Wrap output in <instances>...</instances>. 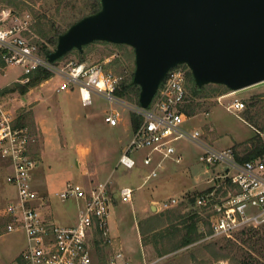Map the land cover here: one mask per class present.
Here are the masks:
<instances>
[{"label":"built area","instance_id":"obj_1","mask_svg":"<svg viewBox=\"0 0 264 264\" xmlns=\"http://www.w3.org/2000/svg\"><path fill=\"white\" fill-rule=\"evenodd\" d=\"M31 24L29 13L21 14L0 5V72L10 66H20L23 75L17 81L24 84L31 80L35 69L43 68L62 78L58 92L76 89L84 105L92 103V94L116 104L123 102L115 94L120 78L102 64L74 59L63 64L50 62L47 55L41 54L38 46L23 35ZM162 82L148 107L137 105L133 108L141 121L132 132L119 163L132 169L138 165L132 153L147 150L141 159L149 168L146 182L159 175L166 159L182 162L183 156L174 144L176 140L195 141L203 148L199 161L220 167L226 172L224 179L230 178L238 187L237 191H229L217 201H214L216 189L197 196L196 203L212 213L213 231L207 238L264 223V152L241 161L234 147L217 149L201 141L199 130L189 131L184 127L188 116L180 105L185 102L187 93L185 70L179 66L172 68ZM244 108V101L237 97L227 106L235 114ZM120 116L119 111L112 109L105 120L116 126ZM18 119L0 104V156L9 161L5 179L15 189V195L4 207L3 216L7 220V231L22 230L27 237V246L8 264H154V261L145 260L135 262L121 248H114L115 239L108 219L110 207L117 197L122 202H130L134 191L131 186H122L117 192L109 179L88 189L68 182L59 195L63 199L83 200L79 220L73 225H60L42 213L46 197L33 187V172L39 163L32 150L38 143L37 134H32L28 125L20 124ZM256 132L264 142V131L256 129ZM176 202L172 198L164 206L169 208Z\"/></svg>","mask_w":264,"mask_h":264},{"label":"rangeland","instance_id":"obj_2","mask_svg":"<svg viewBox=\"0 0 264 264\" xmlns=\"http://www.w3.org/2000/svg\"><path fill=\"white\" fill-rule=\"evenodd\" d=\"M27 2L38 14L52 19L61 29L68 28L79 17L89 12V0H28ZM0 5L13 8L5 3H0ZM13 9L21 14L30 13L33 17V13L28 6L23 9ZM86 51L84 62L87 64L98 63L105 65L109 61L119 58V64H112L106 70L118 76L120 80L128 77L130 71L133 69L131 60H125L122 56L123 49L93 43L88 46ZM70 59H78L75 51L69 52L58 59L56 63L63 64ZM22 75L23 68L20 66H10L5 71L0 72V90L15 82L20 83L17 79H20ZM61 81L62 78L60 76L53 74L49 79L32 87L25 94H21L19 91H8L2 94L0 91V104L13 117H19L22 114L25 117L23 121L28 125L31 133L37 134V144L39 147L42 145L43 167L46 174L47 188L49 189L47 196H50L49 205L58 224L69 225L68 222H73L75 218L79 220L78 203L81 200L75 197L67 199L60 197L59 193L67 188V181L73 183L75 186L85 188L86 184L83 181L85 175L83 172L87 171L91 175H89V178H94L96 175L93 174V166L96 168L97 163L106 161L108 165L110 164L111 169L117 170L115 175L118 181L123 183V179L131 176L130 181L126 183L134 186L135 183L132 181L137 176L135 173L139 172V169H136L138 166L132 169L127 168L118 162V158L120 150L129 143L132 137L133 129L130 124V113L133 112V108L137 104L124 98H121L123 102L116 104L98 94H93L92 103L84 105L78 99L75 92L71 93V91L66 90L57 91V87ZM71 94H74L73 97H71ZM226 94L225 97L219 96L195 100L188 95L190 99H186V103L189 100H193L198 105L193 114L187 115L188 120L184 127L189 131L194 129L199 130L201 141L217 149H220L218 146H221L225 142L226 144L231 143V145H235L236 143L242 144L255 138V127L245 119L248 108L247 101L251 97H258L260 102L264 103V81ZM236 97L245 103V108L238 114L232 113L227 109L228 104ZM112 109L120 112V120L123 122L117 127L105 121V116ZM262 112L264 113L263 109ZM260 130H263V128ZM41 137H43V144ZM174 144L177 150H181L182 153L180 150L178 151L182 154L183 160L182 162H176L172 159L165 160V172L179 170V174L173 175L174 180L171 179L170 182H165L166 185L163 186L162 190L167 192L162 193L158 200L157 196L150 193V190L153 188L151 184L155 180L154 177L143 187L135 188L133 192L134 197L130 202H119L110 211L108 219L112 234L118 237L121 249L135 262L145 260L154 261V264H183L179 260L181 259V254H175H179L184 249L158 257L151 245L144 246L140 223L149 224L151 217L157 216V212H162L166 209L164 203H167L171 197L179 200L174 207L184 206L183 212H188L191 208L201 211L199 205L196 203L197 196L214 185L222 184L226 175V172L222 171L220 167L215 166V168L199 161L203 148L195 141L182 138L176 140ZM81 148L90 149V153L87 155L88 161L86 166H83V164L77 165L76 162V157H78V152ZM243 149L244 145L237 148V156L244 153L242 152ZM146 152L147 150L141 149L134 151L132 154L136 156L137 160L141 161ZM81 162L83 163V161ZM2 164L4 165V160L0 158V264H8L27 246V237L22 230H6L7 220L3 216V210L8 203L7 192H15V189L7 183L5 179L7 172H3ZM116 164L118 169L116 168ZM139 164L141 163L138 162ZM128 173H131L130 176L124 177ZM194 180H200V184L196 185L198 190L190 189L194 186ZM207 183H209L208 186ZM186 188L189 190L182 197V191ZM201 188L202 190H199ZM191 197L195 198V201L191 202ZM152 199H156L158 202H154ZM157 206L161 208L158 209L160 211L157 210ZM202 213L207 217L208 214H211V211L208 209ZM209 218L212 222L211 216ZM201 223L200 225L204 227L205 225ZM250 228L252 227L237 230L230 234L217 235L212 239H217L222 244H225L229 238L233 242L236 241L240 247L247 248L241 244L240 234ZM205 229L207 230L206 226ZM252 232L264 236V223L255 226ZM203 239H200L196 244L206 242ZM185 254L183 257L186 256ZM252 255L257 258V261H254L255 264L263 263V259L259 254V261L257 253L252 252ZM189 257L190 255L187 256L188 260L185 261V264H196ZM204 260H207L204 264H231L228 260L214 261L207 254Z\"/></svg>","mask_w":264,"mask_h":264},{"label":"water","instance_id":"obj_3","mask_svg":"<svg viewBox=\"0 0 264 264\" xmlns=\"http://www.w3.org/2000/svg\"><path fill=\"white\" fill-rule=\"evenodd\" d=\"M59 35L56 62L94 41L135 52L139 105H150L168 72L185 64L196 84L239 91L264 81V0H100Z\"/></svg>","mask_w":264,"mask_h":264},{"label":"trees","instance_id":"obj_4","mask_svg":"<svg viewBox=\"0 0 264 264\" xmlns=\"http://www.w3.org/2000/svg\"><path fill=\"white\" fill-rule=\"evenodd\" d=\"M27 1L28 0H0V3H5L9 6H12L13 8L23 9L28 6L31 9V12L33 13V17L31 16L32 24L30 26V29L26 30L23 35H25L29 39V41L35 43L38 46L40 53L46 56L47 53L54 50L57 45L59 35L65 32L67 28L61 29L55 24L52 19H48L45 15L38 14ZM88 3L89 12L83 14L77 20L85 15L95 13L100 9V0H89ZM93 43H100L106 46L116 47L124 50L122 52V56L125 60H131V62L133 63V69L130 71L128 77L122 78V80H120L118 86L116 87L115 94L119 98H124L139 105L140 87L139 85L133 83L135 70L134 49L124 43L94 41L83 46V51H79L76 48L71 50L75 51L78 55L77 61L84 62V60L86 59V49ZM119 63L120 59L115 58L103 66L106 69L112 64L115 65ZM178 66L182 67L185 70L186 75L185 85L187 88V93L185 102L180 105V108L187 115L193 114L198 105L193 100L199 98L207 99L219 97L228 92H231V89L228 86L219 83H209L203 85L202 87H199L196 84L192 72L188 68V66L185 64H180ZM52 75L53 73L49 70L37 68L31 74V80L29 82L24 84L15 82L0 91L2 94L8 91H19L21 94H25L32 87L44 82ZM162 84L163 82L161 83V85ZM188 95H190V98H193V100H189V102L186 103V99H190L188 98ZM247 106L248 108L246 111L245 119L256 129L263 128L264 130V113L262 112V109L264 110V103L262 104L258 97H251L247 101ZM130 117L131 126L134 131L137 129L141 118L134 112L130 113ZM24 118L25 117H23L22 114L19 115L18 122L22 125L26 124L23 121ZM241 145H244V149L242 150V152L244 153L238 156L239 160L241 161L254 158L264 152V142L257 132L255 138L251 141H246L242 144L236 143L233 146L236 152H238L237 148H239ZM215 186L216 185L208 188L205 191L209 192L213 189H216V198L214 201L220 200L221 197L226 196L229 191L235 192L238 190L237 185L233 183L228 177L225 178L222 184H220L218 187ZM190 200L191 202H193L195 201V198L191 197ZM183 208V205L177 208H166L162 212H157V216L151 217L149 219L151 220L149 224L145 225L144 222L140 223L142 243L144 244V246L151 245L158 257L174 253L180 249H184L179 254H175H181V259L179 260L183 264H185V261L188 260V255H190L189 258L193 262H196V264H204L206 263L205 261H207L204 260L206 254L209 255L210 258H212L214 261L228 260L231 264H255L254 261H257V258L252 255V252H254L257 253L258 261L260 259L259 257L261 256L264 263V236L252 232L254 227L250 228L249 230H244L240 234V242L244 245L243 247L247 248L240 247L236 241L233 242L229 238L228 240H226L225 244H222L217 239L207 238V236L210 235L213 231L211 220L209 218L212 213L208 214L207 217L204 216L202 212L207 210L205 206H199L201 211L191 208L188 212H183ZM200 222H202L207 227V230L205 229V226L202 227L203 225H200ZM205 236L206 238L203 239ZM200 239H203L206 242L196 244ZM191 245L193 246L190 247ZM184 254L186 256L183 257ZM258 254L260 256H258Z\"/></svg>","mask_w":264,"mask_h":264},{"label":"crops","instance_id":"obj_5","mask_svg":"<svg viewBox=\"0 0 264 264\" xmlns=\"http://www.w3.org/2000/svg\"><path fill=\"white\" fill-rule=\"evenodd\" d=\"M66 91H71V93L72 92H75V94L77 95V97H78V99H80V97H79V92L76 90V89H69V90H66ZM73 95L74 94H71V97H73ZM93 95V94H92ZM227 94H225V95H221V97H225ZM81 101V100H80ZM19 118V117H18ZM106 121V120H105ZM107 123V122H106ZM123 122L121 121V120H119V122H118V125H116V126H114V127H117V126H119L120 124H122ZM109 124V123H108ZM131 124V123H130ZM27 125V124H26ZM37 131H38V128H37ZM133 131V130H132ZM39 132V131H38ZM39 134V133H38ZM42 138V144H43V137H41ZM112 140L113 141H115L113 138H112ZM44 142H45V140H44ZM127 146V145H126ZM126 146L125 147H122V149L120 150V155L122 154V152L124 151V149L126 148ZM234 145H231V143H227L226 144V142L224 143V144H221V146H218L220 149L222 148V149H224V148H228V147H233ZM41 147H42V145H41ZM41 147H39V145L38 144H36V145H34L33 146V148H32V150H33V153H34V155L35 156H37L38 158H39V163H38V165H37V167L35 168V170H34V172H33V187L35 188V190L39 193V194H41L42 196H44V197H46V203H45V205H43L42 206V213L46 216V217H48V218H50V219H52L53 221H55L56 223H58V221H57V219L55 218V215H54V213H53V211H52V209H51V207H50V205H49V198H50V196H47V192H48V188H47V183H46V174H45V171H44V167H43V153H42V149H41ZM178 150H180V149H178ZM179 152V151H178ZM180 152H181V150H180ZM88 153H90V149H87V148H81V150L78 152V157H76L77 159H76V162H77V165H82L83 164V166H86V163H87V161H88V157H87V155H88ZM182 153V152H181ZM0 158L2 159V160H4V165L2 164V167H3V172L5 173V172H7L8 170H9V161H8V159L7 158H4V157H2V156H0ZM119 158H120V156H119ZM119 158H118V162H119ZM157 158H158V156H157ZM81 161H83V163L81 162ZM103 162H105V163H103ZM138 162L139 163H141V164H139V165H137L138 167L136 168V169H139L138 171V173H135V175H137V176H135L136 178H134V181H132V182H134L135 184H134V186L133 185H131L130 183H126V182H128V181H130V174L131 173H128L127 175H124V177L125 176H130V177H128L127 179L125 178V179H123L122 180V182L123 183H121V181H118V179H117V177H116V175H115V173H116V171L117 170H114V169H111V167H110V164L108 165L107 163H106V161H102L101 163H97V165H96V168L93 166V174H95L96 176H94V178H95V180H94V178L92 177V178H89V175L90 174H88V172L87 171H85V172H83V174L85 175V177H84V179H83V181H84V184H86V189H88V188H90L93 184H95V183H97V182H99V181H104V180H111L112 181V188L115 190V191H119L120 190V188L122 187V186H125V185H128V186H131L134 190H135V188H139V187H143L147 182H149V180H152V178L151 179H149L148 181H144L145 180V177H146V174L149 172V168H147V167H143L144 165H143V163H142V161H140L139 159H138ZM118 164V163H117ZM117 164H116V168L118 169V166H117ZM86 170V169H85ZM164 170H166V167L163 169V170H161L160 171V173H159V175L158 176H156L155 177V180L152 182V184H151V186L153 187L152 188V190H150V193H153V195L154 196H157V200H158V198L161 196V194L162 193H164V192H167V191H164V190H162V188H163V186L164 185H166V183H168V182H170V180L171 179H173L174 180V178H173V175H177V173L179 172V170L177 171V170H173V171H168V172H165ZM218 172V171H217ZM221 172V171H220ZM92 174V175H93ZM179 174V173H178ZM91 176V175H90ZM180 176V175H179ZM154 178V177H153ZM180 178V177H179ZM141 180H142V182H141ZM168 181V182H167ZM195 182H194V186H192V188H190L191 190H198V188H196V185H199L200 184V180H194ZM67 182H69V181H67ZM166 182V183H165ZM202 182V181H201ZM212 183V182H211ZM209 185V183H207V186ZM206 187V186H205ZM83 188V187H82ZM203 188V187H202ZM202 188L201 189H199V190H202ZM161 190V191H160ZM189 189H183V191H182V197H183V194L184 193H186V191H188ZM204 190V189H203ZM134 192V191H133ZM8 193V200L10 199V198H12L14 195H15V192L14 191H12V193L10 192V191H8L7 192ZM167 194V193H166ZM133 197H134V195H133ZM181 197V198H182ZM172 198H174V197H171V199ZM76 199H78V198H76ZM81 200V202L79 201V203H78V206H79V208H78V212H80V208H81V206L83 205V200L82 199H80ZM177 200V199H176ZM152 201H154V202H158V201H156V199H152ZM178 201L179 200H177V202L175 203V204H173L172 206H170V207H174L175 205H177V203H178ZM119 202H122L118 197L115 199V201H114V203L111 205V207H110V211H111V208L112 207H114V206H117L118 204H119ZM151 202V201H150ZM125 203V202H124ZM46 204H48V205H46ZM155 207V206H154ZM169 207V208H170ZM157 208V210L158 209H161V208H159L158 206L156 207ZM158 211H160V210H158ZM110 216V215H109ZM78 221V219H74L73 220V222H68V224L69 225H73V224H75L76 222ZM67 224V223H66ZM69 225H67V226H69ZM109 228H110V232H111V234H112V231H111V227H110V221H109ZM112 236L114 237V239H115V245H114V248H121V243H120V240L118 241V237L115 235V234H112ZM21 252V251H20ZM19 254V253H18Z\"/></svg>","mask_w":264,"mask_h":264}]
</instances>
